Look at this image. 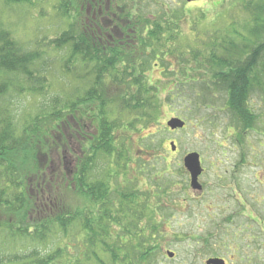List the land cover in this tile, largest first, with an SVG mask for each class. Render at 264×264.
Returning a JSON list of instances; mask_svg holds the SVG:
<instances>
[{
	"label": "trees",
	"instance_id": "1",
	"mask_svg": "<svg viewBox=\"0 0 264 264\" xmlns=\"http://www.w3.org/2000/svg\"><path fill=\"white\" fill-rule=\"evenodd\" d=\"M223 1L248 15V27L234 30L229 34L232 42L224 39L219 49L215 45L199 57L202 61L195 59L198 67L215 68L211 78L190 81L180 71L161 74L174 83L168 106L191 85L212 91L207 81L214 79V86L226 94L223 109L232 115L225 133L243 148L245 131L264 122L262 106L252 113L249 97L255 87L264 104V0ZM1 2L20 6L33 0ZM137 2H103V12L120 17L109 22L103 17L92 21L91 15L87 19L92 0H57L55 11L68 26L51 48L66 55V71H81L87 78L80 95L53 93L48 78L33 70L39 53L23 49L0 29V264H77L70 256V240L79 232L87 243L82 251L86 263L156 264L163 252L151 219L161 212V156L151 153L156 152L154 141L141 136L157 122L161 105L148 73L163 66L167 51L181 39L179 25L186 14L165 13V6L154 14L145 7L140 10ZM79 13L85 20L77 33ZM205 14L193 18L196 26ZM179 63L198 73L192 61ZM30 97L39 98L38 103L24 110L19 104ZM133 134L138 146L132 144ZM149 153L150 161H143L142 155ZM128 165L134 177H128ZM142 179L152 183L153 191L141 187Z\"/></svg>",
	"mask_w": 264,
	"mask_h": 264
},
{
	"label": "rangeland",
	"instance_id": "2",
	"mask_svg": "<svg viewBox=\"0 0 264 264\" xmlns=\"http://www.w3.org/2000/svg\"><path fill=\"white\" fill-rule=\"evenodd\" d=\"M146 1L150 4L149 7L145 5ZM223 2V0H202L190 4L185 0H138L137 2L140 10H144L145 7L150 13L154 11V14L161 12L162 9L159 8L163 6L167 7L163 9L165 13L173 11L175 15H179V12L186 14L185 20L179 25V31L184 36L182 35L181 39H178L167 51L170 54L165 56L163 66L150 69L148 73L149 81L159 90L161 103L157 107V122L141 136H147L149 140L154 141L156 152L151 151V153L155 156L160 155L162 159L158 160L160 163L158 176L159 182H162L161 195L163 194L161 212L151 216L152 224L157 225L155 240L163 251L157 257L156 264H264V227L262 233L256 225L255 241L248 238V222L246 218L237 215L239 208L232 189L227 188V184L222 181L229 179L236 172L235 177L238 181L234 189L238 194L247 197L250 189L258 193L264 192L262 186L264 184V122H258L252 130L245 131L246 147L236 146L232 135L225 133L228 126L226 124L231 122L228 118H232V115L228 114L229 111L223 109L226 106V94L223 88L214 86V79L207 81L212 91L207 90V92L199 84L191 85L183 96L179 95L175 98V95H170V99L174 97V102L168 106L167 95L174 89V83L166 79L165 74H161L167 71L166 76H169L180 71L182 75L186 73V78L190 81L201 77L204 80L211 78L215 68L202 63L198 67L194 63L195 59L202 61L199 57L216 48L215 45L219 49L218 44L224 39L226 44L232 42L229 40V34L234 30L240 31L248 27L245 25L248 15L238 11L240 10L238 6L233 7V2ZM56 3L57 0H33L31 5L9 6L0 0V29L7 30L12 39L22 45L23 49L39 53V60L33 66V70L48 78L53 93L63 95L68 92L74 94L77 91L80 95L85 89L87 78L83 77L81 71L72 73L66 71L64 68L66 55L63 51L55 52L51 48L53 46L51 44H55V40L68 26L66 20L58 17L55 11ZM98 12L100 10H96V13ZM204 12L205 19L196 26L195 18L204 16ZM218 13L223 17L218 16ZM86 15L87 19H90L89 16L93 15L92 11H87ZM84 17L82 13L75 16L74 27L77 33L85 20ZM104 17L109 21L120 18L114 12H104ZM214 19L215 25L212 22ZM191 44H194V49H191ZM234 44L241 46L236 42ZM177 55L179 58H176ZM179 61H192V65L199 68L198 73L192 72L191 68ZM200 70L206 74H202ZM263 80L264 78L260 79L264 88ZM215 82L218 83L217 80ZM197 93H200L198 98L195 96ZM250 96L252 113L256 114V109L261 106L263 111L264 104L260 100V92L255 87L250 90ZM36 100L38 101L39 98H25L19 105L24 107V110L34 109L36 106L34 103H38ZM206 102L212 105L209 106ZM172 118L183 119L184 129L170 131L167 128V121ZM262 118L261 116V121ZM132 138H134L133 146H138V138L134 134ZM170 142H174L177 146L174 155L170 152ZM190 152L200 153L204 160L202 165L205 174L201 178L203 189L197 192L189 187L187 172L182 164L184 156ZM151 153L142 155V160L150 161ZM67 155L76 157L75 153ZM242 156L244 163L240 165ZM163 159H166V162ZM234 167L237 168L236 171ZM128 168V177H134L133 166L128 165ZM256 176L259 178L254 179ZM141 187L153 191L152 183L148 184L144 179L141 180ZM246 214L242 212V215ZM256 215L257 219L264 223V199L256 204ZM165 222L169 223L165 224ZM77 235V239L70 240L72 245L70 256L79 260L77 264H95V262H85L82 251L85 250L87 243L84 234L79 232ZM91 248L100 252L99 249ZM168 252L173 255L169 257ZM102 257L106 259L104 255Z\"/></svg>",
	"mask_w": 264,
	"mask_h": 264
},
{
	"label": "flooded vegetation",
	"instance_id": "3",
	"mask_svg": "<svg viewBox=\"0 0 264 264\" xmlns=\"http://www.w3.org/2000/svg\"><path fill=\"white\" fill-rule=\"evenodd\" d=\"M102 5H103V1H101V0H98V1L92 0V7L90 6V8L88 9V12H90V11L93 12V15H92V19L93 20L92 21L101 20L100 19L101 17L105 18L104 17V13L102 12L103 11ZM93 6H95V7H93ZM95 8H97V10H100V12L96 13V9ZM200 161H201V164H202L203 163L202 157L200 158ZM234 170L236 171L237 168L234 167ZM235 173L236 172H234L230 176L229 179H224L222 181H224V183L227 184V188L232 189L233 195L235 197V201L238 204L237 208H239L237 215L246 218V220L248 222V238L249 239L251 238V240L254 239V241H255V239L257 238V235H255V231H256L257 226H258L259 230H261V232L263 233L262 228L264 227V223H261L260 220L257 219L256 204L259 203L260 201H262V199H264V192L262 193V191H261L260 193H258L256 190L250 189L247 192V197H244L243 194H238L237 190L234 189V188H236V183L238 181L237 178L235 177ZM204 174H205V168H203V173L198 178L200 184H201V178L204 176ZM188 178H189V176H188ZM256 178H257V176L254 177V179H256ZM262 186L264 187V184ZM202 189H203V186H202ZM238 191H240V190H238ZM242 212H243V214L244 213H247V214L246 215H242ZM252 242H250V243L252 244Z\"/></svg>",
	"mask_w": 264,
	"mask_h": 264
},
{
	"label": "water",
	"instance_id": "4",
	"mask_svg": "<svg viewBox=\"0 0 264 264\" xmlns=\"http://www.w3.org/2000/svg\"><path fill=\"white\" fill-rule=\"evenodd\" d=\"M186 1L188 3H191V2H198L201 0H186ZM167 126L171 130L183 129L184 122H182L180 119L175 118V119H171L170 121H168ZM170 146H171V150L175 151L174 144L171 143ZM184 167L189 172V174L191 176V181H190L191 188L193 190H196V191H201L202 188L198 183V176L202 172L200 162H199V156L195 153L187 155L184 158ZM168 255H169V257H171V255H173V254L168 253ZM212 262L214 263V261H212Z\"/></svg>",
	"mask_w": 264,
	"mask_h": 264
}]
</instances>
